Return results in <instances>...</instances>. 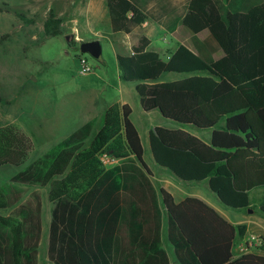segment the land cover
<instances>
[{"label":"trees","instance_id":"1","mask_svg":"<svg viewBox=\"0 0 264 264\" xmlns=\"http://www.w3.org/2000/svg\"><path fill=\"white\" fill-rule=\"evenodd\" d=\"M242 1L213 0L214 12H202L220 58L206 55L193 38L195 50L180 45L164 60L147 50L149 41L141 37L132 54L117 55L116 63L120 81L137 83L143 111L158 110L165 119L211 131L205 143L182 129L156 128L159 164L178 176L190 175V182L217 177L224 166L233 190L251 193L264 189V0L239 6ZM106 2L114 33L127 34L147 19L131 0ZM61 24L50 10L45 35L60 36ZM165 74L182 79L158 82ZM130 116L128 105L107 107L95 133L91 120L0 187V264H36L42 232L39 194L16 207L30 186L48 188L53 264H95L99 254L114 253L150 254L146 263L171 264L161 246V205L176 264H264L258 253L233 256L236 240L246 236L245 224L233 226L196 198L176 203L161 189L159 200ZM33 147L21 129L0 122V168L21 167ZM103 154L117 164L104 166ZM259 209L264 214V202ZM259 249L264 253V243Z\"/></svg>","mask_w":264,"mask_h":264},{"label":"rangeland","instance_id":"2","mask_svg":"<svg viewBox=\"0 0 264 264\" xmlns=\"http://www.w3.org/2000/svg\"><path fill=\"white\" fill-rule=\"evenodd\" d=\"M83 3L84 0H0V96L3 100L0 122L2 126L14 125L21 129L34 145L24 165L0 168V187L82 125L83 115L89 109L88 104H80L83 98L98 95L99 90L103 92L110 81L112 84L104 92L105 97L110 99L121 93L119 81L115 78L116 58L110 41L99 39L102 55L98 60L79 51L81 43L98 39L87 30L86 17L79 14ZM50 10L62 19V34L58 37L46 36L43 31ZM201 10L206 14L214 12L204 7ZM70 32L76 33L82 41L70 35ZM83 58L91 67L86 75L81 74L79 63ZM165 76H169L166 77L168 81L182 77L177 74ZM138 115L136 112L133 115L135 122ZM195 133L201 137L207 131ZM24 189L25 194L16 207L25 205L34 194H39L42 224L51 209L47 198L48 188L30 186ZM263 202L264 189L240 196L238 201L232 202L235 206L240 205L239 210L229 212L230 216L237 219L250 216L244 208L245 204L253 212L252 216L264 223V215L259 209ZM12 211L3 215H9ZM43 226L41 252H45L48 239V224ZM257 239L262 240L263 245L264 233L254 230L246 237L247 242L254 243ZM243 244L242 240L235 243L239 254L242 253L240 248ZM259 248L249 252L262 253Z\"/></svg>","mask_w":264,"mask_h":264},{"label":"crops","instance_id":"3","mask_svg":"<svg viewBox=\"0 0 264 264\" xmlns=\"http://www.w3.org/2000/svg\"><path fill=\"white\" fill-rule=\"evenodd\" d=\"M106 1L107 0H84L79 14L84 18L86 17V28L93 37L98 38L95 40L106 38L110 41L115 52V58L117 55H131L132 48L137 46L141 37H144L149 41L147 50L159 53L164 60H168L180 45L195 50L193 38L197 39L198 43L196 45L206 55H212L216 59L222 57V53L217 48L216 44L211 41L208 35L207 25L202 16L203 11L201 10V7H204L207 11L215 10L213 0H131L134 6L147 16V19L140 25L132 26L130 32L127 34L114 33L112 31ZM249 1L251 0H243L239 6L247 5ZM66 24L68 25L69 23ZM70 35L73 37L75 36L79 41H82L76 33L70 32ZM165 75H162L158 82H172L182 79V77L178 79L172 78L168 81V78L166 77L169 76ZM115 78L118 79L120 84L121 93L119 96L111 97L110 99L105 97L104 92L108 90L112 84V81H110L109 83H106V88L103 89V92L102 90H99L98 95L94 94L86 96L81 100V105L88 104L89 106L86 114L83 115L84 121L82 125L94 120L96 123L95 128L98 130L103 124V115L107 107L113 104L128 105L131 109L130 119L141 139L143 147V162L152 174L151 182L159 196V200L161 189L170 193L176 203H180L186 198H196L214 209L221 217L233 226L245 224L247 227L246 236L243 239H237L236 243H240L241 240L245 241L247 235L254 230L258 233H264V223L255 219L252 216L253 212L247 209L245 204L244 208L248 210L250 216L242 217L241 219L230 216L229 212L239 210L238 207L240 206H235L232 202L238 201L240 196H247L249 193H238L233 190L231 176L224 166L220 167L219 176L217 177L208 176L200 181L190 182L188 181L192 179L190 175L178 176L168 167L162 166L158 163L155 149H159V146L157 142L153 140L156 128H165L169 130L182 129L201 139L205 143L209 142L211 131L201 130L189 125L185 126L165 119L158 110L150 112L143 111L139 97L135 91L137 83L120 81L117 63ZM135 112L139 114L136 122L133 120ZM197 131H202V133L207 131V133L199 137L195 133ZM116 164L117 163L114 165ZM50 206L51 209L48 213L47 219L42 221V224L44 225L43 227L48 224V239L51 210L53 208L51 203ZM161 210L163 213L161 246L167 252L171 264H176L173 261L172 249L168 246L166 239L167 218L165 213L166 210L162 205ZM45 232L47 233L46 228ZM48 239L45 252L40 251L41 237L39 239L36 264H53L48 253ZM258 254L264 255V253ZM151 256L152 255L150 254L130 253L99 254V256L96 257L99 261L95 264H151L146 263L151 259ZM233 256H240L235 247L233 248ZM106 260L112 261L105 263Z\"/></svg>","mask_w":264,"mask_h":264},{"label":"built area","instance_id":"4","mask_svg":"<svg viewBox=\"0 0 264 264\" xmlns=\"http://www.w3.org/2000/svg\"><path fill=\"white\" fill-rule=\"evenodd\" d=\"M79 63L81 65V74L86 75V74L90 73L91 67L88 66V63H87L85 58L79 60ZM100 161L106 167H111V166H113L116 163L115 160H112L106 154H103V155L100 156ZM247 241L248 240H245L244 244L241 246L240 251L242 253L239 254V255H242V254H245V253H250L249 250H251L253 248H259V247L262 246V240H260V239H257L254 243L253 242H247ZM238 252H239V250H238Z\"/></svg>","mask_w":264,"mask_h":264},{"label":"water","instance_id":"5","mask_svg":"<svg viewBox=\"0 0 264 264\" xmlns=\"http://www.w3.org/2000/svg\"><path fill=\"white\" fill-rule=\"evenodd\" d=\"M68 40V38H66ZM79 51L81 54H88L93 59L98 60L102 55V46L99 40H91L88 42H83L79 46ZM196 128V127H194Z\"/></svg>","mask_w":264,"mask_h":264}]
</instances>
